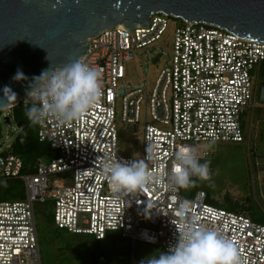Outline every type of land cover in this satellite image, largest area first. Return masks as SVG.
<instances>
[{
    "label": "built area",
    "instance_id": "built-area-1",
    "mask_svg": "<svg viewBox=\"0 0 264 264\" xmlns=\"http://www.w3.org/2000/svg\"><path fill=\"white\" fill-rule=\"evenodd\" d=\"M168 32L173 53L153 89L148 91L146 81L135 88L124 84L126 63L140 53L148 61L159 56L156 63L166 56L160 42ZM81 61L103 72L104 97L79 121L38 125L39 140L49 145L53 157L41 159L35 173L23 174V160L12 147L0 152V195L5 181H21L25 191L24 200H0V264H42L36 204H51L54 225L69 234L103 241L119 233L133 245L167 252L177 242L173 223L181 220L178 208L184 201L190 205L185 219L194 218L198 227L214 228L231 240L241 264H264V225L249 216L209 203L204 191L188 198L189 188L177 190L165 182L131 194L116 192L101 171L104 159L133 160L118 152L119 99L122 121L133 133L144 119L141 158L151 147L150 171L165 178L181 148L243 143L241 116L254 98L255 70L264 62V45L159 13L150 18L149 27L127 31L117 26L102 32L90 40ZM12 109L0 113L12 121ZM147 203L159 209L150 220L144 216Z\"/></svg>",
    "mask_w": 264,
    "mask_h": 264
},
{
    "label": "water",
    "instance_id": "water-1",
    "mask_svg": "<svg viewBox=\"0 0 264 264\" xmlns=\"http://www.w3.org/2000/svg\"><path fill=\"white\" fill-rule=\"evenodd\" d=\"M159 13L264 45V0H0V90L10 86L17 93V106L27 98L26 82L12 79L17 69L30 81L50 65L63 67L83 59L90 40L102 32L117 26L127 31L146 28ZM158 58H152L153 64ZM259 97L264 103V84ZM4 123L12 129L9 116Z\"/></svg>",
    "mask_w": 264,
    "mask_h": 264
},
{
    "label": "rangeland",
    "instance_id": "rangeland-1",
    "mask_svg": "<svg viewBox=\"0 0 264 264\" xmlns=\"http://www.w3.org/2000/svg\"><path fill=\"white\" fill-rule=\"evenodd\" d=\"M172 22L171 20L170 23ZM171 29L170 25L169 31ZM168 38L169 32L160 44L164 54L171 56L172 37ZM166 62L165 55L153 64L140 53L126 63V78L123 83L135 88L146 81L150 92ZM147 63L148 71L145 70ZM263 84L264 78L260 70L256 71L254 98L241 116L244 142L199 144L196 149L200 162H210L211 179L196 180L195 185L186 192L205 190L216 206L224 207L231 202L239 208L247 209L256 218H264V103L259 97ZM122 108V99H119L116 106L118 152L122 157L139 159L143 151L144 119L137 127L136 133H133V127L122 121ZM10 112L11 110H6L2 113ZM5 117L0 118V152H7L15 144L20 133L14 120L11 121L12 129H9L4 123ZM149 122L152 123L150 118ZM204 145H208V148L205 149ZM41 208L43 207L38 206L35 213L42 264H141L146 257L164 252L156 246L140 243L133 245L127 239L113 238L97 244L89 236L65 234L62 238L58 236L56 226L44 217V214L39 213Z\"/></svg>",
    "mask_w": 264,
    "mask_h": 264
},
{
    "label": "clouds",
    "instance_id": "clouds-1",
    "mask_svg": "<svg viewBox=\"0 0 264 264\" xmlns=\"http://www.w3.org/2000/svg\"><path fill=\"white\" fill-rule=\"evenodd\" d=\"M12 79L17 83L26 82L25 115L33 126L49 120L60 126L79 121L104 97L103 72L81 60L57 68L50 65L30 81L22 70L17 69ZM0 91V102L4 105L0 108L16 106L17 93L10 86H4ZM203 147L207 149L208 145ZM152 151L151 147H147L144 158L130 162L111 158L102 160V174L112 189L131 194L165 182L180 190L194 186L196 180L211 179L210 162L201 163L196 148H181L175 154V165L166 178L150 171ZM189 206L188 201L182 202L178 208L181 220L172 222L178 233L176 244L167 252L146 257L141 264H241L239 252L231 240L214 228L198 227L194 218L185 219ZM154 209L159 210L150 203L146 204L145 219L152 218ZM149 242L152 240L149 239Z\"/></svg>",
    "mask_w": 264,
    "mask_h": 264
},
{
    "label": "trees",
    "instance_id": "trees-1",
    "mask_svg": "<svg viewBox=\"0 0 264 264\" xmlns=\"http://www.w3.org/2000/svg\"><path fill=\"white\" fill-rule=\"evenodd\" d=\"M260 72L262 77L264 78V62L260 66ZM25 111H26V106L23 102H21L19 105L15 106L12 109V118L14 119L16 124H21L22 126L18 138L15 144L12 146V148H13V153L19 156L20 158H22L23 160L24 163L23 174H33L36 172L38 162L41 159L52 158L53 153L48 144L40 142L39 134H38V126H33L29 123L27 116L25 115ZM1 116L2 113H0V117ZM199 190L204 191L207 194L209 203L215 205V202H213L210 199V195L205 190L202 189ZM199 190H194L192 192L185 193V196L188 198H192L195 195V193ZM24 199H25V191L23 188V183L21 181H5L2 183L0 200L18 201ZM38 206L43 207L40 209L39 213H41L42 215L44 214V217H47V219L54 224L53 214L51 212L52 205L36 204L35 212L38 211L37 210ZM220 208H224L230 212L245 214L249 216L253 221L264 225V218H256L247 209L239 208L237 205H234L231 202H228L227 205H224V207H220ZM57 231H58V236L62 238L65 234H69L66 231H62L59 229H57ZM75 236L78 237L82 235H75ZM113 238L124 239L119 233H110L103 241H97L96 239L94 238L93 239L97 244H99L102 242L109 241Z\"/></svg>",
    "mask_w": 264,
    "mask_h": 264
},
{
    "label": "crops",
    "instance_id": "crops-1",
    "mask_svg": "<svg viewBox=\"0 0 264 264\" xmlns=\"http://www.w3.org/2000/svg\"><path fill=\"white\" fill-rule=\"evenodd\" d=\"M262 65V64H261ZM261 65H259L257 68H256V70H255V79H256V71H259L260 70V66Z\"/></svg>",
    "mask_w": 264,
    "mask_h": 264
},
{
    "label": "flooded vegetation",
    "instance_id": "flooded-vegetation-1",
    "mask_svg": "<svg viewBox=\"0 0 264 264\" xmlns=\"http://www.w3.org/2000/svg\"><path fill=\"white\" fill-rule=\"evenodd\" d=\"M166 57H167V59L169 58V56H168V55H166Z\"/></svg>",
    "mask_w": 264,
    "mask_h": 264
}]
</instances>
